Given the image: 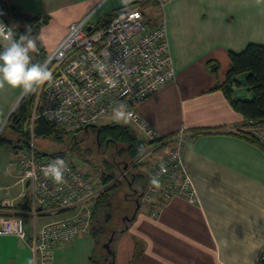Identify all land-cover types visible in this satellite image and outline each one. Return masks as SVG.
I'll return each mask as SVG.
<instances>
[{
	"label": "crops",
	"instance_id": "1",
	"mask_svg": "<svg viewBox=\"0 0 264 264\" xmlns=\"http://www.w3.org/2000/svg\"><path fill=\"white\" fill-rule=\"evenodd\" d=\"M9 1L39 16L41 29L56 24L59 15L67 14L66 27L57 42L55 39L46 45L41 36L49 51L67 34L73 21L89 16V22L102 0ZM127 4L130 3L110 0L104 14ZM141 4L150 25L160 19L165 21L175 77L137 109L159 139H150L132 120L128 125L138 138L144 139V147L147 142L153 145L142 154L139 168L150 175L152 167L173 146L172 136L184 131L190 136L184 158L196 197L166 199L153 217L150 203L141 196L135 216L130 220L125 219L128 215L122 216L124 225L117 229L111 243L114 264H258L264 251V148L240 134L257 119H247L234 109L221 85L231 66V51L241 52L249 43L264 45V3L169 0L159 4L143 0ZM101 15L100 20L104 18ZM245 78L246 73L238 76L240 85L234 87L235 97H252ZM13 99L0 112L1 117L10 113ZM4 148L9 151V161L7 172L0 178V200L6 198L13 203L8 208L10 212L22 213L19 195L23 183L18 169L9 164L15 150ZM143 157L150 165L148 169L144 168ZM9 178L14 180L5 184ZM17 184L22 188L11 197L10 189ZM136 206L135 203L128 217ZM69 214L71 211L52 213L40 224ZM93 221L89 234L56 245L52 259L39 264H92L98 245L91 232ZM31 257L25 240L0 235V264H27Z\"/></svg>",
	"mask_w": 264,
	"mask_h": 264
},
{
	"label": "built area",
	"instance_id": "2",
	"mask_svg": "<svg viewBox=\"0 0 264 264\" xmlns=\"http://www.w3.org/2000/svg\"><path fill=\"white\" fill-rule=\"evenodd\" d=\"M136 1L103 26L90 25L89 16L73 21L67 34L47 51L41 63L47 65L51 79L37 90L21 95L20 100L27 97L31 100L29 116L23 125L28 140L15 151L9 164L20 172L23 188L19 196L24 211L10 212L8 208L13 203L1 199L0 235L25 240L36 264L48 263L56 245L89 234L94 205L104 188L100 179L84 169L75 155L40 153L35 143L37 119L44 118L71 132L86 130L100 125V116L111 115L117 105L126 104L135 114L132 121L150 139H159L137 109L148 96L174 79L175 69L164 19L150 25L142 8L143 0ZM156 1L163 4L169 0ZM0 23L13 30L1 17ZM5 42L0 39V43ZM101 64L105 66L103 74L98 71ZM7 119L1 124L0 132ZM248 132L264 145V117L255 120ZM188 138L184 131L172 136L173 146L150 171L142 199L150 203L153 217L166 199L196 197L184 158ZM57 157L65 160L67 166L62 185L43 174V169ZM154 177L159 180V187L150 183ZM62 211L71 214L40 224L47 215ZM258 264H264V251Z\"/></svg>",
	"mask_w": 264,
	"mask_h": 264
},
{
	"label": "trees",
	"instance_id": "3",
	"mask_svg": "<svg viewBox=\"0 0 264 264\" xmlns=\"http://www.w3.org/2000/svg\"><path fill=\"white\" fill-rule=\"evenodd\" d=\"M136 3L137 1L118 8L100 20L96 26L105 25L120 11L130 8ZM0 17L13 27L17 39H19L20 35L28 34L29 29L31 30L30 37L36 40L37 43V49L30 53L32 63H42L47 51L40 37L42 24L40 17L27 13L17 5L12 4L9 0H0ZM7 43L8 42L0 43V51H3ZM229 56L231 66L227 72L226 81L221 85L224 94L234 109L239 111L245 118L258 119L264 117V45L249 43L241 52L231 51ZM243 73H246L245 81L248 90L253 94L249 99L238 98L234 95V87L240 85L238 76ZM30 107V98L27 97L20 100L17 108L8 116L6 124L0 132V145L12 148L15 151L24 146L28 140V136L23 130V125L29 116ZM34 131L36 136L47 135L59 143L63 141L64 136L67 134L71 135L73 143H77L75 139H77L79 133L95 132L98 142H105L107 144L112 142L115 144L117 151L121 154H126L134 165H138L139 167L141 165L139 160L141 158L142 149L137 146V140L139 138L128 125L113 122L110 124L97 125V127H89L86 130L71 132L52 124L44 118H39L35 122ZM240 134L264 148V145L252 133L242 131ZM152 142H154V140ZM77 148L76 145H73V149L77 150ZM68 149L72 148L70 147ZM65 150L66 149L60 150L56 153H64ZM126 168H128V165ZM102 177L105 183L115 178V176L110 173H103ZM148 180L149 175L142 169L130 171V175L126 172L124 180H116L113 185L97 198L94 205L92 221L97 213L106 216L104 219L106 224L111 221L109 210L112 208L113 203L110 200V196L121 187L122 183L125 182L127 188H129L130 192H126L127 197H129L128 195L130 194L133 196L131 198L135 200L144 189ZM91 232L96 242L99 244L100 236L105 233L104 227H95L93 223ZM97 246L94 249V255L91 257L92 264H95ZM113 255V249L110 247V251L106 256L109 260L114 261Z\"/></svg>",
	"mask_w": 264,
	"mask_h": 264
},
{
	"label": "rangeland",
	"instance_id": "4",
	"mask_svg": "<svg viewBox=\"0 0 264 264\" xmlns=\"http://www.w3.org/2000/svg\"><path fill=\"white\" fill-rule=\"evenodd\" d=\"M109 5L110 0H102L96 7L95 11L91 14L89 22L91 24L98 23L100 20L98 19L100 14H102L100 18L106 17L107 15L104 13L109 10L110 7L107 8ZM66 16L67 14L59 15V19L56 20V24H49L48 26H45L41 29L42 33H40V37L42 36L44 44L51 45L52 43H54L55 39L56 42L58 41L64 28L66 27ZM22 94V89H13L7 85H5L3 89H0V112L4 111L5 108L11 103L12 98H15L13 99V108L11 109L10 113H7V115H5L4 117L0 116V126L8 118L11 112L17 108ZM16 95L17 97H15ZM113 122L124 125L131 124V121L128 123L117 121L113 113L111 115H102L99 118L100 125L110 124ZM75 140L77 143H73V139L71 138L70 134L65 135L63 141L60 143L56 142L50 136L37 135L35 143L37 149L41 152L54 153L66 149L64 153L68 154L69 156L75 155L79 161V164L82 165L84 169L90 170L92 174L100 179V183L104 186V188L103 191L100 192L99 196L103 194L104 191H106L111 185H113L116 180H124L126 172L130 175V171H137L140 169L138 165H134V163L131 162L126 154H121L120 152H118L115 144H113L112 142L108 144L105 142H98L95 132L79 133L77 139ZM73 145H76L78 147L77 150L73 149ZM70 147L72 149H68ZM152 147L153 145L147 142L145 147L140 148L142 149V154L147 152ZM8 157L9 151L7 152V150L2 145H0V178L4 173L7 172L5 168L7 167V162L9 161ZM143 158L144 168L148 169L150 165L148 164V162H146L147 160L145 159V157ZM127 165L128 168H126ZM103 173H110L114 175L115 178L105 183L102 177ZM13 180L14 178H9V180H5L4 182L5 184H7L12 182ZM0 185L3 184L0 182ZM21 188V184H17L11 187V197L18 194ZM126 192L130 191L129 188H127L126 183L124 182L121 184V187L119 189L111 194L110 200L113 203V206L109 210L111 221L108 224L104 222V219L106 217L105 215L97 213L96 217H94V226H102L105 229V233L102 234L99 238L100 240L95 255V264H108L109 258L106 255L109 251H107L106 247L103 244L108 240L113 230L118 229L119 227H122L124 225L122 216L124 214L130 216L133 212L136 201L131 198L133 196L130 194L128 195L129 197H127ZM90 236L88 237L90 238Z\"/></svg>",
	"mask_w": 264,
	"mask_h": 264
},
{
	"label": "clouds",
	"instance_id": "5",
	"mask_svg": "<svg viewBox=\"0 0 264 264\" xmlns=\"http://www.w3.org/2000/svg\"><path fill=\"white\" fill-rule=\"evenodd\" d=\"M127 3V0H122ZM257 3H264V0H257ZM31 30L28 34L20 35L16 38V33L0 23V39L7 41L3 51H0V89L5 85L16 89H22L25 94L31 93L49 81L52 73L46 64L32 63L31 52L37 49L36 40L30 37ZM105 66H98V71L103 74ZM113 114L117 121L125 123L134 118V113L128 110L126 104H119L113 108ZM163 168V166H161ZM67 171L65 160L57 157L55 161L50 162L43 169V174L51 178L55 184L62 185L65 183L64 175ZM150 183L159 187V180L152 178ZM27 264H36V258L33 256L27 260Z\"/></svg>",
	"mask_w": 264,
	"mask_h": 264
},
{
	"label": "water",
	"instance_id": "6",
	"mask_svg": "<svg viewBox=\"0 0 264 264\" xmlns=\"http://www.w3.org/2000/svg\"><path fill=\"white\" fill-rule=\"evenodd\" d=\"M90 28H91V26L88 27V29H90ZM94 126L97 127V125H94ZM137 146H138L139 148H143V147H144V139H143V138H139V139L137 140ZM142 194H143V192H141V193L139 194V196L135 199L137 206H136V208H135V211H134L133 215H132L131 217H128V216L126 217V216H125V219L130 220L131 218H133V217L135 216V214H136V212H137V209H138L139 206H140V197L142 196ZM116 231H117V229L113 230V231L111 232V234H110L108 240L103 244V245L106 247L107 251H110V244H111V242L113 241V239H114V237H115V233H116ZM108 264H114V261L109 260V261H108Z\"/></svg>",
	"mask_w": 264,
	"mask_h": 264
}]
</instances>
